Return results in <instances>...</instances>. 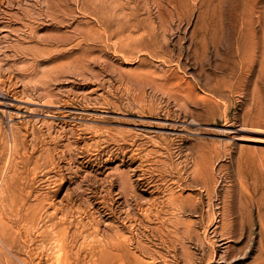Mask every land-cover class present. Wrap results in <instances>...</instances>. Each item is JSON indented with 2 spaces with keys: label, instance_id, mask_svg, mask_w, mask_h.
<instances>
[{
  "label": "rangeland",
  "instance_id": "obj_1",
  "mask_svg": "<svg viewBox=\"0 0 264 264\" xmlns=\"http://www.w3.org/2000/svg\"><path fill=\"white\" fill-rule=\"evenodd\" d=\"M0 232V264H264V0H0Z\"/></svg>",
  "mask_w": 264,
  "mask_h": 264
},
{
  "label": "bare ground",
  "instance_id": "obj_2",
  "mask_svg": "<svg viewBox=\"0 0 264 264\" xmlns=\"http://www.w3.org/2000/svg\"><path fill=\"white\" fill-rule=\"evenodd\" d=\"M179 208V207H178ZM182 211V210H181ZM33 218V217H32ZM230 228V227H229ZM1 233V232H0ZM225 235H227V234H225ZM66 243V242H65ZM66 245V244H65ZM66 249V248H65ZM58 252V251H57ZM61 252V251H60ZM60 252H58V253H60ZM67 252V251H66ZM56 253V252H55ZM112 254V253H111ZM105 255V254H104ZM57 256L59 257V255H56L55 257V259H57ZM61 257V256H60ZM59 257V258H60ZM68 258V257H67ZM103 259H105V258H103ZM107 259V258H106ZM225 259V258H224ZM61 260V259H60ZM112 260V259H111ZM85 261V260H84ZM106 261V260H105ZM55 262H57V261H55ZM86 262V261H85ZM110 262V261H109ZM57 264V263H56ZM58 264H59V262H58ZM61 264V263H60Z\"/></svg>",
  "mask_w": 264,
  "mask_h": 264
}]
</instances>
